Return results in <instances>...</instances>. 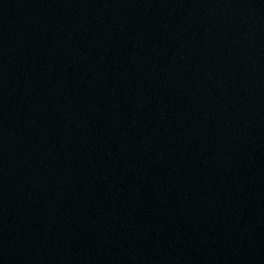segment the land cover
Masks as SVG:
<instances>
[{
	"label": "water",
	"instance_id": "1",
	"mask_svg": "<svg viewBox=\"0 0 264 264\" xmlns=\"http://www.w3.org/2000/svg\"><path fill=\"white\" fill-rule=\"evenodd\" d=\"M0 264H264V0H0Z\"/></svg>",
	"mask_w": 264,
	"mask_h": 264
}]
</instances>
